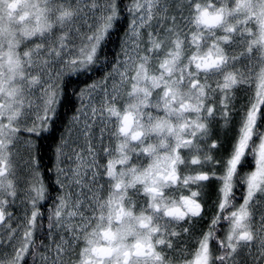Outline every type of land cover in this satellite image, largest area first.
<instances>
[{
  "label": "snow or ice",
  "instance_id": "snow-or-ice-1",
  "mask_svg": "<svg viewBox=\"0 0 264 264\" xmlns=\"http://www.w3.org/2000/svg\"><path fill=\"white\" fill-rule=\"evenodd\" d=\"M0 264H264V0H0Z\"/></svg>",
  "mask_w": 264,
  "mask_h": 264
}]
</instances>
